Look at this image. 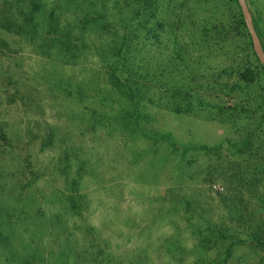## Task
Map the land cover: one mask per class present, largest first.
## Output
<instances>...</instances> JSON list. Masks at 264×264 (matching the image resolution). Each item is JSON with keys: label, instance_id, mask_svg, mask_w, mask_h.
I'll return each mask as SVG.
<instances>
[{"label": "rangeland", "instance_id": "374dc122", "mask_svg": "<svg viewBox=\"0 0 264 264\" xmlns=\"http://www.w3.org/2000/svg\"><path fill=\"white\" fill-rule=\"evenodd\" d=\"M9 1L39 28L0 30V215L45 264H264V70L237 3ZM120 46L141 128L176 144L124 120Z\"/></svg>", "mask_w": 264, "mask_h": 264}, {"label": "trees", "instance_id": "16d2710c", "mask_svg": "<svg viewBox=\"0 0 264 264\" xmlns=\"http://www.w3.org/2000/svg\"><path fill=\"white\" fill-rule=\"evenodd\" d=\"M234 1L237 3V5L240 8L241 18L243 20L244 27L247 29V26H246V23H245V20L243 17V13H242L241 7L238 3V0H234ZM4 5H5V7H8V8H6V10H7L6 14L3 13L5 16L2 14V16L0 18V30H6L8 33L16 31V32H20V34H22L24 37H26V36L29 37L30 32L28 30V27L26 26L27 23H29L30 25H32L35 28L34 32L36 31V29L39 28V26L36 25L37 21H36V19H34L33 16L31 17V19L28 18L25 20V23L27 21L26 24L24 23V20L20 21V18H24V12L21 9H17L20 7L19 4H16V6H15V3L12 4L11 1L6 0V2H4ZM100 16H102V14H100L99 17ZM90 18H93V15ZM94 19H96V18H94ZM253 21H254V25H255V28L257 30L258 36L261 40L260 33L258 31V28H257V22H256V19L254 17H253ZM30 38L31 37H29V39ZM33 38H36V39L39 38L38 40H41L43 37H33ZM47 39H49V36L47 37ZM52 41L53 40L50 39L51 45L53 44ZM251 44L253 46L252 39H251ZM46 47L48 49H51V46H49V45H46ZM122 51H123V46H120L119 52H117L118 59H116L115 61H110V58L108 59V57H105L106 59H104L103 62L107 65L108 70L111 72V74H112L111 78L114 79V83H117L119 85H123V91L130 98V101H132L135 105L132 110H123L122 111V116H123L124 120L129 122V124L132 127L133 132H135V133L142 134L145 137L152 138L156 141L169 140L170 139L173 143L176 144L177 142L172 138V136L170 134H161V133H157V132L149 133V132L144 131V129L141 128V126L139 124V119L141 118V106H140V103L138 101L139 89H137L134 86L133 82L131 81V78H127V81L126 80L122 81L121 78H119L117 76V74L115 73V72H118V70L120 69L121 66H123V67L126 66V61H127V58L125 57L126 52H124V51L122 52ZM262 67H263V65H262ZM263 70H264V67H263ZM188 148L189 149L201 148L204 150L214 149V147H209L207 145H202V146L201 145L200 146L191 145ZM23 214H25V213H23ZM1 216L2 215H0V222H3L6 220V246L11 248V246H10L11 242L7 243V241L12 240V241H14L16 246H18V248H20L19 251H15L14 249L12 250V248H11L12 257H8L6 259V262L8 264H45L47 261V257H45V255H44V257H42V253H41L42 250L40 249V247L33 244L32 242H29V241H28L29 243L26 244L23 241V239H21V236L19 235V231L16 227L17 221H16L15 217L12 214L9 215L8 213H6L4 218ZM21 217H24V216H21ZM40 227H38V230H37L38 232H41ZM53 229H54V227L51 228L52 232H53ZM2 232H4V231H0V241L4 240V238H5V232L4 233H2ZM65 259H67V258L65 256H63L60 258V261H64Z\"/></svg>", "mask_w": 264, "mask_h": 264}, {"label": "water", "instance_id": "95a60500", "mask_svg": "<svg viewBox=\"0 0 264 264\" xmlns=\"http://www.w3.org/2000/svg\"><path fill=\"white\" fill-rule=\"evenodd\" d=\"M238 3L241 7L247 29L252 39L254 52L264 67V48L255 28L253 16L248 3L246 0H238Z\"/></svg>", "mask_w": 264, "mask_h": 264}]
</instances>
